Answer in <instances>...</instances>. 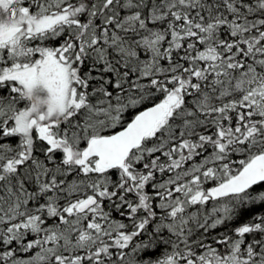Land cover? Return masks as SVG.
Wrapping results in <instances>:
<instances>
[{
  "label": "snow or ice",
  "instance_id": "1",
  "mask_svg": "<svg viewBox=\"0 0 264 264\" xmlns=\"http://www.w3.org/2000/svg\"><path fill=\"white\" fill-rule=\"evenodd\" d=\"M0 264H264V0H0Z\"/></svg>",
  "mask_w": 264,
  "mask_h": 264
},
{
  "label": "trees",
  "instance_id": "2",
  "mask_svg": "<svg viewBox=\"0 0 264 264\" xmlns=\"http://www.w3.org/2000/svg\"><path fill=\"white\" fill-rule=\"evenodd\" d=\"M249 218H250L249 216L245 215V216H243L241 222H244V221H246V220L249 219Z\"/></svg>",
  "mask_w": 264,
  "mask_h": 264
}]
</instances>
